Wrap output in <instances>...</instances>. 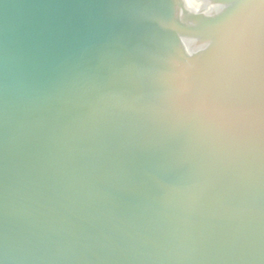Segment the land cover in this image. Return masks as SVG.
Here are the masks:
<instances>
[{
    "label": "water",
    "instance_id": "95a60500",
    "mask_svg": "<svg viewBox=\"0 0 264 264\" xmlns=\"http://www.w3.org/2000/svg\"><path fill=\"white\" fill-rule=\"evenodd\" d=\"M0 264H264V0H0Z\"/></svg>",
    "mask_w": 264,
    "mask_h": 264
}]
</instances>
